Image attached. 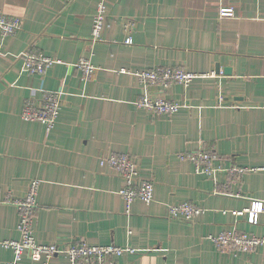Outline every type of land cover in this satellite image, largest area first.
Instances as JSON below:
<instances>
[{"label":"crops","instance_id":"crops-1","mask_svg":"<svg viewBox=\"0 0 264 264\" xmlns=\"http://www.w3.org/2000/svg\"><path fill=\"white\" fill-rule=\"evenodd\" d=\"M99 3L106 18L94 43ZM223 9L232 16L221 17ZM0 14L21 24L12 36L0 34V198L19 200L39 181L37 244L135 251L115 264H264L263 247L220 252L208 239L233 231L264 238V211L256 225L235 215L264 200V0H0ZM26 52L60 64L29 75L20 58ZM81 59L96 68L87 82ZM155 67L213 76L148 90L134 74ZM59 91L50 132L20 118L27 100ZM148 91L180 110L167 116L137 108ZM202 150L215 152L224 169L246 171L214 182L178 157ZM111 154L128 155L152 182L150 204L137 200L126 212L123 181L100 166ZM182 202L203 214L191 223L170 220L169 206ZM17 225V208L0 204V264L13 259L1 243L19 238ZM21 264L39 263L26 256Z\"/></svg>","mask_w":264,"mask_h":264},{"label":"built area","instance_id":"built-area-1","mask_svg":"<svg viewBox=\"0 0 264 264\" xmlns=\"http://www.w3.org/2000/svg\"><path fill=\"white\" fill-rule=\"evenodd\" d=\"M70 3L73 0H61ZM221 17H231V10H220ZM106 18L104 3L96 6L91 29V40L94 43L101 42V32ZM21 29L17 19H11L0 14V34L3 37L12 36ZM126 45H131L130 37L126 38ZM23 71L29 75L42 76L46 71L60 61L46 57L43 54L23 53ZM77 68L81 71L83 80L89 81L93 77L96 68L86 59L79 60ZM125 73L124 70L121 71ZM140 84L149 89L165 90L171 85L177 84L184 88L197 78L212 77L213 74H194L185 70L155 67L149 70L139 71L134 74ZM62 92L43 93L39 100L29 99L25 102L20 112V118L25 122H37L45 126L50 132L58 119L61 110ZM137 108L152 115L176 114L181 106L162 97H151L150 92L145 93L135 104ZM179 159L187 161L194 167L196 174L204 175L214 182L221 173L235 177L246 170L231 166L224 169L221 158L213 151H197L189 154H180ZM100 166L107 167L112 173L123 181V188L119 192L127 211L130 205L139 200L150 204L154 198V187L150 180L140 177L132 158L126 154H111L100 159ZM256 171V170H251ZM39 181L29 183L26 195L19 200L0 198V204H13L18 210L17 231L19 238L12 241H4L1 245L12 251L13 259L8 264H21L24 257L33 263L51 264L52 260L64 258L68 264H115V261L126 255H133L135 251L129 247L118 246H88L85 242H79L65 247L45 246L36 243L33 235V224L37 207V193ZM264 211V200H251L248 208L241 212H235L237 217L247 216V222L256 225L258 217ZM203 214V210L192 203L182 202L169 206L167 216L170 220H182L193 222ZM220 252L250 253L259 247L264 248V238H256L239 232H225L218 236L208 238Z\"/></svg>","mask_w":264,"mask_h":264}]
</instances>
